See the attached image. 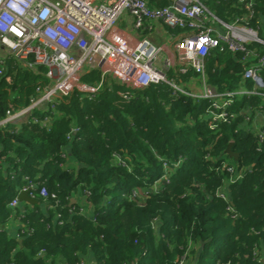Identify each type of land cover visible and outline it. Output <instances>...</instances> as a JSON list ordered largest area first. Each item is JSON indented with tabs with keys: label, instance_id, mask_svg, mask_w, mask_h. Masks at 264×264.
Listing matches in <instances>:
<instances>
[{
	"label": "trees",
	"instance_id": "16d2710c",
	"mask_svg": "<svg viewBox=\"0 0 264 264\" xmlns=\"http://www.w3.org/2000/svg\"><path fill=\"white\" fill-rule=\"evenodd\" d=\"M146 1L160 8L170 2ZM201 1L224 23L246 14L237 0ZM250 26L264 40V0L255 2ZM241 56L211 50L206 83L236 90ZM45 72L8 62L0 76V122L29 104L47 83ZM166 78L179 86L201 81L193 70H169ZM98 79L94 72L82 81ZM117 91L132 97L124 100ZM261 105L257 96L236 97L234 117L211 130L209 100L173 96L166 84L131 90L106 78L93 98L74 91L56 101L49 124L42 125L48 115L34 111L0 125V224L29 182L37 185L31 193L39 203L21 216L26 230L15 252L0 229V264H90L87 257L92 264H262L264 141L243 116ZM229 144L236 158L226 152ZM46 203L55 208L41 211Z\"/></svg>",
	"mask_w": 264,
	"mask_h": 264
},
{
	"label": "built area",
	"instance_id": "2783aa9c",
	"mask_svg": "<svg viewBox=\"0 0 264 264\" xmlns=\"http://www.w3.org/2000/svg\"><path fill=\"white\" fill-rule=\"evenodd\" d=\"M256 1L237 0L246 14L224 23L201 0H170L161 8L150 7L146 0H0V76L13 60L27 70L44 67L47 79L27 106L7 112L0 125L27 118L34 111L48 115L42 125L49 124L56 101L74 91L93 98L110 78L131 90L166 84L173 96L209 100L205 119L214 130L234 117L230 109L236 97L257 96L264 101V54L257 48L264 47V40L250 26ZM121 21L132 35H121L117 28ZM155 24L185 30L172 41L165 59L161 58L164 49L151 38L161 35ZM214 49L242 55L240 63L245 68L236 90L219 91L206 83V60ZM174 69L179 74L193 70L201 75L199 87L183 88L167 80V72ZM94 72L98 80L82 81ZM248 84L252 89L246 88ZM116 94L124 100L132 97L130 91ZM243 114L247 128L264 141V107L246 108ZM227 171L236 179L241 175L231 168ZM36 189L29 182L22 190L33 198L31 191ZM39 195L48 198L45 188L39 189ZM51 198L55 200L54 195ZM18 204L15 197L9 207L16 209ZM48 204L49 210L55 208Z\"/></svg>",
	"mask_w": 264,
	"mask_h": 264
},
{
	"label": "crops",
	"instance_id": "0c3cea01",
	"mask_svg": "<svg viewBox=\"0 0 264 264\" xmlns=\"http://www.w3.org/2000/svg\"><path fill=\"white\" fill-rule=\"evenodd\" d=\"M156 28L157 31H159L161 33V35H153L151 38L154 41V43L156 42L155 40H161L160 41V45L163 49H164V56H161L162 59H165L166 56H169V47L172 43V41H174V39H176V37L178 35H175L171 30H167L168 28H166L165 26H162V24H155L154 26ZM117 28L119 29L121 35L123 37H128L130 35H132V32H130L126 26L124 22H120L117 26ZM157 44V43H155ZM159 45V44H157ZM199 83H194V82H189L187 84H185L184 86H182L183 88H197L199 87ZM225 192H229L227 189L224 190ZM19 194V193H18ZM18 196V195H17ZM16 196V198H17ZM75 198H77V196L72 197V199L75 201ZM79 201L82 202V199L79 198ZM11 202V201H10ZM9 202V203H10ZM76 202V201H75ZM9 207V204H8ZM47 205H41V211H49V209L47 208ZM12 210V213L9 216V219L6 220L3 224H0V229L3 231L4 237L6 240L11 241L15 244V246L13 247V251L15 252L17 250V248L20 247L19 245V241L22 242L23 239V235L25 232V228L26 226L24 225V223L21 220V216L24 213H28L31 210H33L34 206H31L27 203H22V204H18L16 207V210L9 207ZM86 261L89 262L90 264H92L91 262V257H87Z\"/></svg>",
	"mask_w": 264,
	"mask_h": 264
},
{
	"label": "water",
	"instance_id": "95a60500",
	"mask_svg": "<svg viewBox=\"0 0 264 264\" xmlns=\"http://www.w3.org/2000/svg\"><path fill=\"white\" fill-rule=\"evenodd\" d=\"M226 152H227L231 157L236 158V154L231 153V144L228 145ZM17 200H18V202H19L20 204H22V203H27V204H29V205H31V206H38V205H39L38 201H36L35 199H33V198H31V197L29 196V191H28V190H25V191L22 190V191H20L19 194H18V196H17ZM73 201H74V200L72 199L71 202L73 203ZM19 245H21V241H19ZM262 263L264 264V259L262 260Z\"/></svg>",
	"mask_w": 264,
	"mask_h": 264
},
{
	"label": "rangeland",
	"instance_id": "374dc122",
	"mask_svg": "<svg viewBox=\"0 0 264 264\" xmlns=\"http://www.w3.org/2000/svg\"><path fill=\"white\" fill-rule=\"evenodd\" d=\"M167 30H170V29H167ZM173 31H174V30H173ZM155 41H156L155 43L159 44V46L162 45V44H160V41H161V40H155ZM162 56H164V54H162ZM246 88H247L248 90L252 89L250 84H248ZM231 153H232V152H231ZM24 179H25V178H24ZM220 195H223V193H221ZM70 200H72V197L70 198ZM73 203H76V202L73 201ZM77 203H78L79 205L82 204L81 202H77ZM80 210H82V209H80ZM54 220H55L56 222H58V221L60 220V213H59V212H56V211H55Z\"/></svg>",
	"mask_w": 264,
	"mask_h": 264
}]
</instances>
